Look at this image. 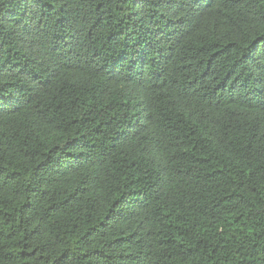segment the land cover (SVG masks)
<instances>
[{
    "label": "trees",
    "instance_id": "obj_1",
    "mask_svg": "<svg viewBox=\"0 0 264 264\" xmlns=\"http://www.w3.org/2000/svg\"><path fill=\"white\" fill-rule=\"evenodd\" d=\"M0 264H264V0H0Z\"/></svg>",
    "mask_w": 264,
    "mask_h": 264
}]
</instances>
